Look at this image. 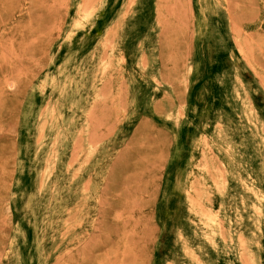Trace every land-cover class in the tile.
<instances>
[{"label": "rangeland", "instance_id": "obj_1", "mask_svg": "<svg viewBox=\"0 0 264 264\" xmlns=\"http://www.w3.org/2000/svg\"><path fill=\"white\" fill-rule=\"evenodd\" d=\"M0 264H264V0H0Z\"/></svg>", "mask_w": 264, "mask_h": 264}, {"label": "bare ground", "instance_id": "obj_2", "mask_svg": "<svg viewBox=\"0 0 264 264\" xmlns=\"http://www.w3.org/2000/svg\"><path fill=\"white\" fill-rule=\"evenodd\" d=\"M238 214V213H237Z\"/></svg>", "mask_w": 264, "mask_h": 264}]
</instances>
